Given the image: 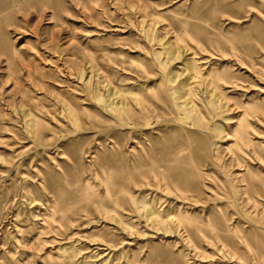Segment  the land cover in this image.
<instances>
[{"label":"rangeland","instance_id":"1","mask_svg":"<svg viewBox=\"0 0 264 264\" xmlns=\"http://www.w3.org/2000/svg\"><path fill=\"white\" fill-rule=\"evenodd\" d=\"M0 264H264V0H0Z\"/></svg>","mask_w":264,"mask_h":264},{"label":"bare ground","instance_id":"2","mask_svg":"<svg viewBox=\"0 0 264 264\" xmlns=\"http://www.w3.org/2000/svg\"><path fill=\"white\" fill-rule=\"evenodd\" d=\"M182 97L181 96H178L177 100H180ZM151 214V213H150Z\"/></svg>","mask_w":264,"mask_h":264}]
</instances>
